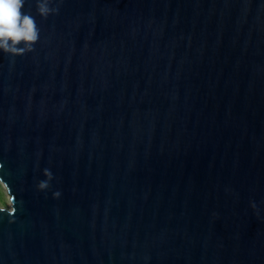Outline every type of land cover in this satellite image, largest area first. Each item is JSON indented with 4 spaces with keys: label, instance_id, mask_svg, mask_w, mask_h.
Listing matches in <instances>:
<instances>
[{
    "label": "water",
    "instance_id": "95a60500",
    "mask_svg": "<svg viewBox=\"0 0 264 264\" xmlns=\"http://www.w3.org/2000/svg\"><path fill=\"white\" fill-rule=\"evenodd\" d=\"M51 6L0 51V264H264V0Z\"/></svg>",
    "mask_w": 264,
    "mask_h": 264
},
{
    "label": "clouds",
    "instance_id": "9594fccd",
    "mask_svg": "<svg viewBox=\"0 0 264 264\" xmlns=\"http://www.w3.org/2000/svg\"><path fill=\"white\" fill-rule=\"evenodd\" d=\"M26 0H0V51L13 56L24 55L34 50L39 42L40 29L34 16L23 11ZM53 0H36L37 13L47 18L49 15L58 13L57 7H52ZM2 168V165H0ZM46 180L38 183V189L45 191L49 189L53 180V173L45 169ZM2 179V178H0ZM54 198H59V191L53 193ZM14 206L11 209H0V213L14 214L17 209L15 197ZM255 207V204H253Z\"/></svg>",
    "mask_w": 264,
    "mask_h": 264
},
{
    "label": "rangeland",
    "instance_id": "374dc122",
    "mask_svg": "<svg viewBox=\"0 0 264 264\" xmlns=\"http://www.w3.org/2000/svg\"><path fill=\"white\" fill-rule=\"evenodd\" d=\"M8 203H10V196H9L7 190L5 188H3L0 184V208L9 209L10 207H9ZM10 206H11V204H10Z\"/></svg>",
    "mask_w": 264,
    "mask_h": 264
},
{
    "label": "bare ground",
    "instance_id": "6f19581e",
    "mask_svg": "<svg viewBox=\"0 0 264 264\" xmlns=\"http://www.w3.org/2000/svg\"><path fill=\"white\" fill-rule=\"evenodd\" d=\"M0 184H1V186L3 187V188H5L6 189V187L4 186V184L0 181ZM7 202V201H6ZM10 204L11 203H8V205H9V207H10Z\"/></svg>",
    "mask_w": 264,
    "mask_h": 264
}]
</instances>
